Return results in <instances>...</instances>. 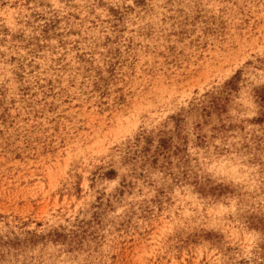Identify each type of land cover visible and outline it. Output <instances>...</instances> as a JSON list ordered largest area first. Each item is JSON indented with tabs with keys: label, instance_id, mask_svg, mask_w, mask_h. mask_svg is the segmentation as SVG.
<instances>
[{
	"label": "rangeland",
	"instance_id": "1",
	"mask_svg": "<svg viewBox=\"0 0 264 264\" xmlns=\"http://www.w3.org/2000/svg\"><path fill=\"white\" fill-rule=\"evenodd\" d=\"M241 88L264 0H0V264H264Z\"/></svg>",
	"mask_w": 264,
	"mask_h": 264
},
{
	"label": "snow or ice",
	"instance_id": "2",
	"mask_svg": "<svg viewBox=\"0 0 264 264\" xmlns=\"http://www.w3.org/2000/svg\"><path fill=\"white\" fill-rule=\"evenodd\" d=\"M129 4H132V0H129ZM107 7V6H106ZM117 9L123 8V4L115 5ZM131 11V8L128 9ZM230 107L236 114L255 115L259 114L264 116V92H262L259 102L256 100L255 93L249 89L241 88L236 91L231 97ZM190 127L185 123L184 130L187 131ZM261 155L264 156V150L261 151Z\"/></svg>",
	"mask_w": 264,
	"mask_h": 264
}]
</instances>
